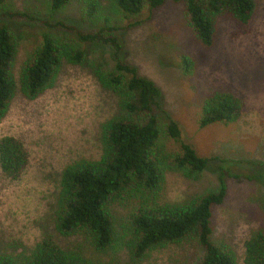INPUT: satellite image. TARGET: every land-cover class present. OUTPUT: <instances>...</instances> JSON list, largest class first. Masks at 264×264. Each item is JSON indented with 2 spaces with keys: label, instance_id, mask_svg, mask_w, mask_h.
Returning <instances> with one entry per match:
<instances>
[{
  "label": "rangeland",
  "instance_id": "374dc122",
  "mask_svg": "<svg viewBox=\"0 0 264 264\" xmlns=\"http://www.w3.org/2000/svg\"><path fill=\"white\" fill-rule=\"evenodd\" d=\"M104 2L99 16L91 17L84 15L75 0L54 13L45 0H15L18 8L36 18L7 19L16 45L12 63L15 91L0 119V137L18 139L27 153V164L17 180L0 171V250L25 255L42 238L50 237L63 247L77 248L93 260L109 264H196L201 256V247L192 239L149 251L139 263H132L120 226L114 244L100 253L93 252L81 236H61L53 228L61 169L78 159L98 157L100 124L117 109L114 94L102 88L95 76L96 70L111 68L112 47L104 42H83L77 36L92 33L104 23L114 27L112 32L121 45L120 59L135 66L160 91L153 110L161 132L157 152L164 155L178 149V142L162 132L172 118L180 140L197 155L224 159L218 163L220 169L208 162L193 177L165 159L161 199L180 203L214 191L221 174L225 190L222 201L211 207L212 238L228 245L236 264H243L244 241L257 229H264V0H255L254 12L243 24L218 17L210 47L195 38L178 1L167 0L152 10L143 8L134 18L122 19L105 12L109 6ZM102 15L108 17L107 22ZM134 21L138 23L126 27ZM42 31L58 46L83 48L84 56L76 64L62 62L52 87L26 99L17 88L18 73L41 40ZM216 93L239 97V115L228 123L198 127L203 105ZM121 205L116 203L114 209L123 221L126 210Z\"/></svg>",
  "mask_w": 264,
  "mask_h": 264
},
{
  "label": "trees",
  "instance_id": "16d2710c",
  "mask_svg": "<svg viewBox=\"0 0 264 264\" xmlns=\"http://www.w3.org/2000/svg\"><path fill=\"white\" fill-rule=\"evenodd\" d=\"M51 13L74 0H45ZM111 12L122 18H134L143 8L152 10L167 0H105ZM182 5L187 24L204 46L214 43L215 24L227 16L243 24L255 9V0H172ZM86 16H99L104 0H75ZM105 3V2H104ZM103 17L105 15H102ZM0 119L5 116L15 91L12 63L16 50L7 19L34 20L21 10L15 0H0ZM108 17H104L107 22ZM110 20V18H109ZM45 22V20H44ZM128 22L126 27L137 24ZM108 24L92 33L80 34L83 42L108 43L112 47L113 64L95 76L101 87L109 89L116 99V113L99 127V155L96 159H78L61 170L54 200L53 228L61 236L79 235L83 243L100 253L116 241V228L123 230L124 247L132 263H139L149 251L169 244L196 240L201 256L196 264H236L233 250L216 243L209 223L211 207L224 196L220 174L217 189L183 202L161 199L164 160L182 169L185 176L201 173L211 162L220 169L217 156L203 157L180 140L177 122L168 118L162 132L178 142L177 151L161 154L156 141L160 130L153 113L160 91L152 80L138 74L135 66L120 59L121 45ZM27 59L21 64L17 88L26 99H34L52 87L62 62L72 64L83 59L84 49L73 45L58 46L46 31ZM188 61L184 59V67ZM240 98L229 93H216L203 105L197 126L228 123L239 115ZM162 156H161V155ZM169 160V162H168ZM27 164L22 143L9 135L0 137V171L17 180ZM116 203H122L123 221ZM120 221V222H119ZM23 258V263L21 259ZM243 264H264V229H257L244 241ZM0 264H109L93 260L79 249L61 246L52 238H42L25 255L0 250Z\"/></svg>",
  "mask_w": 264,
  "mask_h": 264
}]
</instances>
